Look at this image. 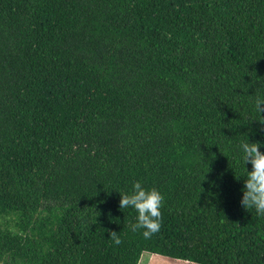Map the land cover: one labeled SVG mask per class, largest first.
Returning a JSON list of instances; mask_svg holds the SVG:
<instances>
[{"label": "trees", "instance_id": "1", "mask_svg": "<svg viewBox=\"0 0 264 264\" xmlns=\"http://www.w3.org/2000/svg\"><path fill=\"white\" fill-rule=\"evenodd\" d=\"M257 97L264 0H0V264H264ZM136 181L164 197L148 240Z\"/></svg>", "mask_w": 264, "mask_h": 264}, {"label": "clouds", "instance_id": "2", "mask_svg": "<svg viewBox=\"0 0 264 264\" xmlns=\"http://www.w3.org/2000/svg\"><path fill=\"white\" fill-rule=\"evenodd\" d=\"M255 110L260 115L264 113V97H257ZM239 147L243 153L244 165L250 163L252 166L250 171L245 167L246 179L240 203L244 208H254L257 215L264 216V152L260 151L259 141L250 142L249 139L242 141ZM120 196V209L133 208L138 213L136 222L130 226L132 232L143 229L142 235L146 240L159 232L164 197L155 186L146 188L136 181L130 193L120 192ZM117 233L111 231L110 238L119 245L122 241Z\"/></svg>", "mask_w": 264, "mask_h": 264}, {"label": "rangeland", "instance_id": "3", "mask_svg": "<svg viewBox=\"0 0 264 264\" xmlns=\"http://www.w3.org/2000/svg\"><path fill=\"white\" fill-rule=\"evenodd\" d=\"M138 264H195V263L178 260L144 251L141 254Z\"/></svg>", "mask_w": 264, "mask_h": 264}, {"label": "crops", "instance_id": "4", "mask_svg": "<svg viewBox=\"0 0 264 264\" xmlns=\"http://www.w3.org/2000/svg\"><path fill=\"white\" fill-rule=\"evenodd\" d=\"M188 262V261H187Z\"/></svg>", "mask_w": 264, "mask_h": 264}]
</instances>
